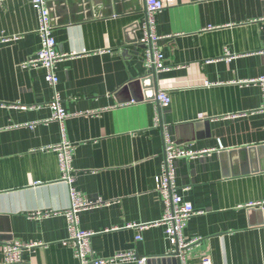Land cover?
Instances as JSON below:
<instances>
[{
	"label": "crops",
	"instance_id": "1",
	"mask_svg": "<svg viewBox=\"0 0 264 264\" xmlns=\"http://www.w3.org/2000/svg\"><path fill=\"white\" fill-rule=\"evenodd\" d=\"M48 8L57 50L72 54L55 66L72 186L104 202L79 213L81 228L95 232L92 255L133 252L142 264H165L173 252L155 182L167 133L210 150L174 162L176 191L197 211L182 229L198 238L186 260L264 264L263 97L258 82H244L264 75V0L167 1L153 19L166 65L154 77L138 41L142 0H49ZM37 22L29 0H0V264L13 240L36 244L17 264H79L63 243L70 199L53 149L61 141L53 88L44 68L22 66L40 46ZM159 88L170 102L156 125Z\"/></svg>",
	"mask_w": 264,
	"mask_h": 264
},
{
	"label": "built area",
	"instance_id": "2",
	"mask_svg": "<svg viewBox=\"0 0 264 264\" xmlns=\"http://www.w3.org/2000/svg\"><path fill=\"white\" fill-rule=\"evenodd\" d=\"M37 13V29L36 32L40 39V46L35 55L22 63L23 67H42L45 69V80L53 88V97L50 101L52 110L51 119L59 124L61 141L53 146L57 152L58 164L61 172V179L69 186L70 204L63 212L68 229V238L63 241L64 244H70L73 248L79 264H115L117 262L135 261L142 264L146 257H138L133 252H119L109 258H96L92 255L90 238L95 233L90 230L81 228L79 223V213L84 209H91L102 205L104 202L97 200L90 202L80 195V193L72 186L74 179L73 167L71 164L73 146L65 139L64 120L69 114L64 110L61 104V98L55 90L58 78L55 74L56 63L72 54L60 53L56 48V41L53 36V25L48 8L49 0H29ZM145 6V18L142 23V37L138 40L144 45L145 51V69L161 71L166 69L164 56L157 47V41L160 39L154 32L153 19L154 15L160 11L165 3L169 0H142ZM245 83L258 82L261 86L263 103L261 110H264V75L259 78L244 80ZM156 125L159 123L160 109L167 106L170 97L163 88L157 89L156 92ZM207 149H192L184 145L176 144L171 140L167 133H164V156L161 164V171L155 177L156 188L162 196L164 202V211L159 221L165 227L167 238L174 244L173 252H178V257L182 264H212L211 257L204 254L196 262H189L185 258V252L198 238L185 239L182 229L186 221L191 218L196 210L193 209L190 202L183 198L176 191L175 184V167L174 162L181 157L191 159L201 157L209 153ZM108 204V203H106ZM264 204V202L262 203ZM134 226V225H132ZM143 228L146 225H137ZM138 238V237H136ZM36 244H26L17 240L8 241L2 244V252L5 264H17L21 259L22 252L35 246Z\"/></svg>",
	"mask_w": 264,
	"mask_h": 264
},
{
	"label": "water",
	"instance_id": "3",
	"mask_svg": "<svg viewBox=\"0 0 264 264\" xmlns=\"http://www.w3.org/2000/svg\"><path fill=\"white\" fill-rule=\"evenodd\" d=\"M59 3H61V1H59ZM51 17V16H50ZM136 26H137V24H136ZM135 40V39H134ZM133 40V41H134ZM154 74H155V71L154 70H151V75L154 77ZM152 76H151V78H152ZM140 82H142V81H140L139 80V83ZM137 83H138V81H134V82H130L129 84H126L122 89L123 90H126V89H131L133 86H136L137 85ZM135 99V98H134ZM177 255H178V252L177 251H175V252H171L170 254H169V256H167V258H164L163 259V262H165V264H170L171 262H175V264H180V261H179V259H178V257H177Z\"/></svg>",
	"mask_w": 264,
	"mask_h": 264
}]
</instances>
